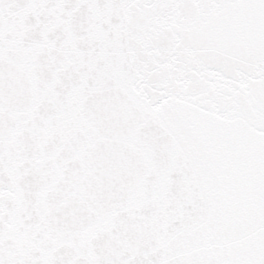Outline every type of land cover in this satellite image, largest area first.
I'll return each instance as SVG.
<instances>
[{
	"label": "snow or ice",
	"instance_id": "obj_1",
	"mask_svg": "<svg viewBox=\"0 0 264 264\" xmlns=\"http://www.w3.org/2000/svg\"><path fill=\"white\" fill-rule=\"evenodd\" d=\"M0 264H264V0H0Z\"/></svg>",
	"mask_w": 264,
	"mask_h": 264
}]
</instances>
